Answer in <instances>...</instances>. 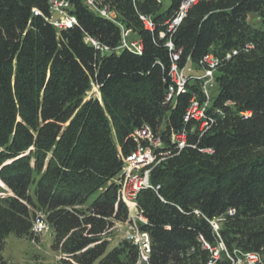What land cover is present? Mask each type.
Returning <instances> with one entry per match:
<instances>
[{"label":"trees","instance_id":"1","mask_svg":"<svg viewBox=\"0 0 264 264\" xmlns=\"http://www.w3.org/2000/svg\"><path fill=\"white\" fill-rule=\"evenodd\" d=\"M183 1L95 0L116 13L110 18L70 0L76 23L58 29L50 0H0V264H19L3 257L11 233L40 239L39 217L59 264H138V244L112 245L116 222L148 233L149 264H209L205 243L220 240L264 264V0H200L168 32ZM124 29L142 40V53L116 49ZM169 39L180 68L189 60L197 72L208 53L219 59L204 130L185 120L194 92L205 98L200 81L166 100ZM94 85L99 96L89 95ZM144 124L161 145L133 221L116 180L125 157L151 145L134 136ZM182 132L180 147L173 135ZM220 263L229 264L224 254Z\"/></svg>","mask_w":264,"mask_h":264},{"label":"built area","instance_id":"2","mask_svg":"<svg viewBox=\"0 0 264 264\" xmlns=\"http://www.w3.org/2000/svg\"><path fill=\"white\" fill-rule=\"evenodd\" d=\"M198 1L200 0H184L180 6L178 14L172 20L165 21V23L167 24V31L173 32L182 21L187 10ZM85 2L88 6H90V8L103 16L110 18L116 17V13L114 11H110L108 7H98L95 3V0H85ZM69 8L70 0H50V20L58 29L68 28L76 23V17L69 12ZM35 13H38V10H35ZM141 18L144 20L147 28H154L153 22L150 18L146 16H142ZM130 35L131 30L124 29L122 42L116 49L119 50L122 48H127L137 53H142V40L136 37L130 39L128 37ZM164 35L165 33H161V36ZM86 41L91 42L98 48L100 47L99 42L95 39L86 37ZM166 45L168 46L172 57V64L170 69L172 83L166 94V100L170 101L177 94L186 92L187 84L189 81H200L201 92L203 93V96L205 98L203 100L199 99L198 93L194 92L192 98L190 99V105L185 114V120L199 121L201 130H204L210 125L209 123L212 120L211 115H209L208 113L211 101L209 88L215 85L214 73L219 64V59L212 53L206 54L203 59V64L201 65V69H199L197 72H194V69L189 63V60L184 67H179L178 60L180 58L181 50L175 51L174 44L171 39L167 41ZM104 48L105 50H110L109 47L105 46ZM89 95H100L97 85H94L93 90L89 93ZM217 111L219 112L220 110L217 109ZM134 136L136 140H147L151 145L144 146L139 144L136 150L126 156L124 159L125 164L116 180L121 185V199L127 204L131 212L133 213V221L137 217L135 213L136 196L141 189L151 186L149 170L147 167L150 164L154 163V161L156 160L155 147L161 145L158 139H154L152 129L146 124H144L140 128H137L134 132ZM173 139L178 143L180 147H183L186 143V134L184 132L180 134H174ZM212 223L214 228L218 230V222L214 220ZM129 224H131V229H133V232L131 234L127 233L125 237L128 240H131L134 243L138 244L141 248L142 255L147 256L150 251V238L148 233L138 230L135 224ZM48 230H50L48 223L42 217H39L34 223V231L37 234L41 235ZM205 245L210 249L213 256V260L209 264H221L220 261L222 260V254L225 255V258L229 261V264H255L256 262H259L261 260V255L258 252H241L238 250H234L233 252L229 251L222 240L219 241L217 246L212 247L208 243H205ZM144 253H147V255H145Z\"/></svg>","mask_w":264,"mask_h":264},{"label":"rangeland","instance_id":"3","mask_svg":"<svg viewBox=\"0 0 264 264\" xmlns=\"http://www.w3.org/2000/svg\"><path fill=\"white\" fill-rule=\"evenodd\" d=\"M163 7H167L170 0H162ZM249 20L256 26H259V19L254 14L249 16ZM133 39V35L128 36ZM219 92L218 85L215 83L213 87L209 88L211 95L210 104L212 105ZM131 224L116 222L113 228V235L110 237L112 245L124 238L126 234H131ZM53 234L51 229L40 235L39 240H31L28 238L18 237L16 234L11 233L5 240L3 249V257L12 262L19 264H59L61 255L58 251L52 249ZM147 255V253H144Z\"/></svg>","mask_w":264,"mask_h":264},{"label":"water","instance_id":"4","mask_svg":"<svg viewBox=\"0 0 264 264\" xmlns=\"http://www.w3.org/2000/svg\"><path fill=\"white\" fill-rule=\"evenodd\" d=\"M138 264H149V262H148V256L142 255V257H141V259H140V261H139Z\"/></svg>","mask_w":264,"mask_h":264},{"label":"clouds","instance_id":"5","mask_svg":"<svg viewBox=\"0 0 264 264\" xmlns=\"http://www.w3.org/2000/svg\"><path fill=\"white\" fill-rule=\"evenodd\" d=\"M148 256V255H147Z\"/></svg>","mask_w":264,"mask_h":264}]
</instances>
